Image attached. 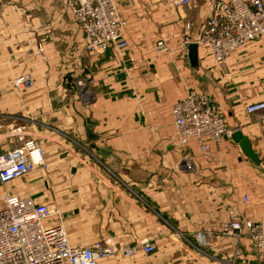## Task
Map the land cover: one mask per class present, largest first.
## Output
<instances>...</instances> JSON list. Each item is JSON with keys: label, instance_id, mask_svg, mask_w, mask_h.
I'll list each match as a JSON object with an SVG mask.
<instances>
[{"label": "crops", "instance_id": "crops-1", "mask_svg": "<svg viewBox=\"0 0 264 264\" xmlns=\"http://www.w3.org/2000/svg\"><path fill=\"white\" fill-rule=\"evenodd\" d=\"M169 1L113 0L126 46L89 53L64 0H0V153L22 126L47 165L0 185V208L4 191L49 206L75 247L154 246L99 264H264L245 236L221 233L228 210L242 219L264 210V120L245 112L264 100L263 41L220 65L194 43L190 55L192 44L180 48L183 24L196 38L211 0L177 9ZM25 75L32 86L15 88ZM191 91L217 106L230 134L247 138L256 162L231 137L206 154L195 141L176 142L170 108Z\"/></svg>", "mask_w": 264, "mask_h": 264}, {"label": "built area", "instance_id": "built-area-1", "mask_svg": "<svg viewBox=\"0 0 264 264\" xmlns=\"http://www.w3.org/2000/svg\"><path fill=\"white\" fill-rule=\"evenodd\" d=\"M64 1L82 32L87 52L104 51L108 46L121 50L126 46L122 37L125 22L113 0ZM189 3L190 0H170L169 6L177 9ZM258 38L264 44L263 0H211L210 13L196 38H191L190 24H183L180 48L194 43L220 65L233 51ZM156 49L162 52L166 48L157 42ZM13 84L25 90L32 86V80L27 75L20 76ZM245 112L258 114L264 120V100L248 105ZM170 117L176 142L184 146L195 141L202 154L207 153L208 144L220 145L231 136L217 106L204 94L188 92L171 106ZM9 137L14 146L0 153V185L22 179L40 168L47 169L41 147L24 127H13ZM181 163L186 171L192 170V157L184 156ZM241 202L247 204L248 198L242 196ZM228 216L221 225V233L233 239L245 236L259 257L264 258V210L256 219H242L231 210ZM52 217L54 221L47 224ZM197 239L203 243L202 235ZM153 250L154 246L147 241L123 249L106 243L72 246L59 212L31 197H19L8 191L1 196L0 264H99L116 255L150 254Z\"/></svg>", "mask_w": 264, "mask_h": 264}, {"label": "water", "instance_id": "water-1", "mask_svg": "<svg viewBox=\"0 0 264 264\" xmlns=\"http://www.w3.org/2000/svg\"><path fill=\"white\" fill-rule=\"evenodd\" d=\"M195 49V45H190L189 46V53L190 55H192L193 51ZM231 139L233 142H235L239 149L241 150V152L251 161L256 162L257 158L256 155L254 154V152L251 150L249 141L247 140V138L243 137L238 131L232 132L231 134Z\"/></svg>", "mask_w": 264, "mask_h": 264}, {"label": "rangeland", "instance_id": "rangeland-1", "mask_svg": "<svg viewBox=\"0 0 264 264\" xmlns=\"http://www.w3.org/2000/svg\"><path fill=\"white\" fill-rule=\"evenodd\" d=\"M30 137H32V138L35 139V137H33V135H30ZM35 140H36V139H35ZM229 264H238V262H237V260H233V261H230Z\"/></svg>", "mask_w": 264, "mask_h": 264}]
</instances>
